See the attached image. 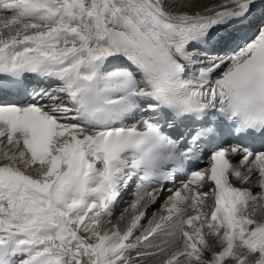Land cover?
<instances>
[{
	"label": "snow or ice",
	"instance_id": "obj_1",
	"mask_svg": "<svg viewBox=\"0 0 264 264\" xmlns=\"http://www.w3.org/2000/svg\"><path fill=\"white\" fill-rule=\"evenodd\" d=\"M153 261L264 264V0H0V264Z\"/></svg>",
	"mask_w": 264,
	"mask_h": 264
},
{
	"label": "bare ground",
	"instance_id": "obj_2",
	"mask_svg": "<svg viewBox=\"0 0 264 264\" xmlns=\"http://www.w3.org/2000/svg\"><path fill=\"white\" fill-rule=\"evenodd\" d=\"M235 162H237V161H235ZM129 195H130V194H129ZM167 195H168V194H167ZM170 195H171V194H169L168 196H170ZM128 202H129V198L126 196V197H125V200H124V203L121 205V209H122L123 207H125V206L127 205ZM163 204H164V203H161V201L159 200L158 203L156 204V206L153 207V208L151 209V211H150L149 214H148V218H147L146 220L143 221V224H144L145 227L148 226V221L152 218V214H153V213L161 214V212H162V205H163ZM119 215H120V210L117 211V213H116V217H115V219H113V221H112L113 224H115V223L119 220ZM105 227L108 228V227H111V225L105 224ZM161 259H162V258H161ZM151 264H157V262L153 261V262H151Z\"/></svg>",
	"mask_w": 264,
	"mask_h": 264
},
{
	"label": "rangeland",
	"instance_id": "obj_3",
	"mask_svg": "<svg viewBox=\"0 0 264 264\" xmlns=\"http://www.w3.org/2000/svg\"><path fill=\"white\" fill-rule=\"evenodd\" d=\"M167 194L169 195L170 193H165L164 194V196L160 199L161 203H165V201L168 199V195Z\"/></svg>",
	"mask_w": 264,
	"mask_h": 264
}]
</instances>
